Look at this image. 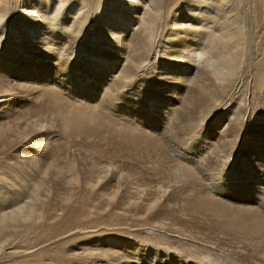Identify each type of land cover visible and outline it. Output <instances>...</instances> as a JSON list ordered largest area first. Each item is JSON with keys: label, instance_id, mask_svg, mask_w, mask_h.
<instances>
[{"label": "rangeland", "instance_id": "374dc122", "mask_svg": "<svg viewBox=\"0 0 264 264\" xmlns=\"http://www.w3.org/2000/svg\"><path fill=\"white\" fill-rule=\"evenodd\" d=\"M12 1L0 18V210L37 208L0 224L7 237L0 236V264H145L150 252L158 264L163 257L165 264L174 257L264 264V169H257L264 163V31L253 32L257 21L250 18L246 43L235 37L232 48V40L197 36L211 46L197 60L196 51L186 52L188 32L175 37L170 26L173 18L188 25L201 18L195 4H177L162 27L157 20L151 46L142 31L137 47L124 48L128 35L112 44L125 70L89 82L93 71H74L73 51L86 42L96 48L99 39L110 49L113 27L93 15L83 41L69 16L51 26L49 17H26L31 2ZM59 27L68 48L51 39ZM34 64L48 70L34 74ZM253 170L261 181L250 182ZM256 182L259 192L249 193Z\"/></svg>", "mask_w": 264, "mask_h": 264}, {"label": "bare ground", "instance_id": "6f19581e", "mask_svg": "<svg viewBox=\"0 0 264 264\" xmlns=\"http://www.w3.org/2000/svg\"><path fill=\"white\" fill-rule=\"evenodd\" d=\"M0 1H2V0H0ZM14 1H12L13 5H14ZM22 1L23 2L25 1V3L31 2V5L26 6L24 8V12L27 15L26 17L33 18L35 21L39 20V19L41 20V18L49 17V19L51 20V22H50L51 26L52 25L58 26L59 22L62 21L64 19V17L69 16L70 17V24L75 27V31H77L80 35L81 34L84 35V33L88 32V27H89L88 25H89V23H91V19H92L93 15H98L100 17V20L104 24L108 25L110 29L113 27V30L111 29L113 35L110 37L111 39H108L110 43L107 44V46L110 49H108L107 47H101L102 46V40L99 39L98 42H96V44L98 46L96 48H93L92 46H90L91 45L90 42H86L85 46H82L81 49H79L77 47V49L75 51H73L74 54L77 55L76 61L74 60V63H75V65L73 66L74 71H79L80 70L79 68H82V67H84V68L86 67L88 70L93 71V73L90 74L88 77L89 82L91 79L93 80V78L96 77V75L102 71H110V70L117 71L119 68H121V69L124 68V70H125L126 69L125 63L122 64L121 66L118 64V57L119 56L117 53H119L121 51V49H117L116 46H113L112 44H119V43L121 44V42H120L121 39L122 38L124 39L125 35H128V38H129V40L127 41L128 45H127V47H124V48H132L133 46L137 47L138 39L135 37V33L139 32V31H142L145 34V35L143 34L144 36L142 35V39L144 37L143 40H145V38H146L147 42L148 41L150 43L154 42L153 41V39L155 37L154 34H156L160 30V28L158 30L155 29V25H156L157 20H159V23H157V24H159V27H162L163 21L166 17H168L169 19H172V15H173V9L172 8H174L175 5H177V4H181V5H182V3H183V5L195 4L194 7L198 11V14H199L198 17L201 18L200 21H195V22L193 21V23H191V25H188V24L183 23V22L174 23L173 19H175V18H173L172 19L173 23L170 26V28H172V31L174 32V34L176 33L175 37H178L180 35V34H178L180 31L188 32L187 37H191L193 41H186L187 46H188V47H186V52L189 51L190 49H193L190 52L196 51V54H193V55L196 56L197 60H200L202 58L203 52L211 50V46L206 41H196L197 36L199 39L201 38V37H199V35H201L202 37H205L206 39H209V40L218 39L219 41H223V42L225 40H232L231 42L230 41L227 42L230 44V46L232 48L233 47L232 43L234 42L233 38L241 37L242 35H244V32L247 31V23L250 21L251 17H252V19L257 21L255 23V25L253 26V32L256 33V31H258V34H260L261 31L262 32L264 31L263 24L259 23V22H264V0H260V2L258 3L260 5L259 6L257 5L254 8L250 7L253 4H251L249 6L250 2H247V0H21V2ZM4 2H5V0H4ZM6 2L7 3H5V5H6L5 10L0 8V18H2L4 16L5 12H7L6 8L7 9L9 8L8 7V5H9L8 0ZM36 2H38V4ZM10 3H11V0H10ZM17 6H18V4H17ZM250 8H252V12H251ZM192 9H194V8H192ZM11 11H12V9H11ZM13 12H15V10ZM177 16H178V14H177ZM173 17H175V16H173ZM29 18H27V20ZM46 22H48V21H46ZM169 22H171V21H169ZM59 25H61V24H59ZM3 26H4V24H3ZM65 27L67 28V26H65ZM248 28L250 30L251 26L248 25ZM69 29H71V28H69ZM166 29H165V31H166ZM49 30H50V27H47V26L45 29H43V31H42L43 39H44V37H46V39L49 40L48 35H44ZM61 30H63V28L59 27V28H56L55 31H52L51 33L53 35L51 36V39L57 41L60 48H62V49L68 48L71 46L70 40L69 39L60 40L57 37L61 33ZM69 33H72V32L69 31ZM4 34H5V32H4ZM169 36H171V35H169ZM252 37H254V35ZM83 38H84L83 41L87 40V37L85 35L83 36ZM119 38H120V40H119ZM250 38H251V36H250ZM261 40H263V38ZM149 42L147 45L148 47L152 45V44L150 45ZM240 42H242L243 44L246 43V41H244V39H243V36L241 37ZM256 44H257V42L254 45H256ZM258 45H259V43H258ZM252 47H254V46H252ZM226 48H227V46H226ZM243 50H244V47L241 51H243ZM256 54H259V53H256ZM83 62L93 64L92 66L94 69L89 68L87 65H83L82 64ZM209 62H210V65L212 66L213 70L215 72H217L219 70V68L217 67V64L212 62L211 59H209ZM36 67L37 68H34V70L32 71V72H35L34 74L41 73L40 75H43L44 70L45 71L48 70L47 68L39 69L38 66H36ZM39 70H42V71H39ZM92 75H93V77H92ZM215 75L218 76V74H215ZM159 102L163 106L161 108L160 115H161V117H166L167 114L169 113L168 106H166V102H164V101H159ZM261 161H263V159H261ZM263 167H264V163H259L257 169H259V170L264 169ZM252 172L254 173L255 176L252 179H251V177L249 178V179H251L250 182L251 183L255 182L254 180H256V177H258L259 179L258 178L257 179L259 181H261L260 177L262 176V174L257 170H253ZM261 184H262V182H256L254 189L250 190L249 193L251 192L252 194H254V192H252L254 190L259 192ZM245 187L247 188L248 186H246V184H245ZM251 187H252V185H251ZM246 188H244L242 190V192H244V190ZM35 197H32V198L34 199ZM14 202H13V204H14ZM29 202H30V200H29ZM6 204H7V202L4 203V207ZM18 204H16V205H18ZM26 205H27V203H24V204L21 203V205L19 204L17 207H14L10 211H7V212H3V211L1 212V210H2L1 209L0 210V213H1L0 214V224L4 223L7 219H9V220L18 219V216L26 210L29 211V212L27 211L29 213V214L26 213L27 215L31 216L32 214H34V212L36 211V209H35L36 206L34 207L30 204H29V206L28 205L26 206ZM9 206L11 208V205H9ZM213 206H214V203H213ZM0 207H1V204H0ZM5 208L7 209V207H5ZM247 210L248 209L242 208V211H241L242 216L245 215V212ZM225 211H229V210L225 208V209H223V213ZM39 212H40V214L42 213L41 210H39ZM213 212H215L214 208H213ZM236 214H239V213H236ZM22 219H24V217ZM9 222L11 223V221H9ZM26 222H28V221H26ZM36 222L38 223V221H36ZM256 222H258V221L256 220ZM16 224L19 225V223H16ZM4 225H5V223H4ZM2 234H0V236L3 237L5 234H3V235ZM2 237L0 238L1 242H2ZM5 238H7V237H5ZM5 240H7V239H5ZM5 240L3 239V241H5ZM3 243H6V242H3ZM2 246H5V245L0 243L1 248H2ZM154 254H156V253L150 252L151 257L149 258V260H146L145 264H158V262H157L158 260L156 261V259H154L156 257ZM180 258L181 257H174V260L170 261L169 264H185L186 262L184 263L183 260ZM184 259H186V258H184ZM164 260L165 259L163 257L161 264H165ZM139 264H142V263H139ZM192 264H197V263H192Z\"/></svg>", "mask_w": 264, "mask_h": 264}]
</instances>
